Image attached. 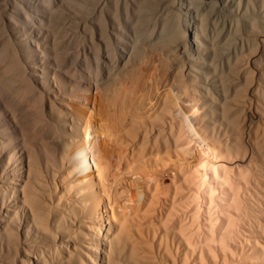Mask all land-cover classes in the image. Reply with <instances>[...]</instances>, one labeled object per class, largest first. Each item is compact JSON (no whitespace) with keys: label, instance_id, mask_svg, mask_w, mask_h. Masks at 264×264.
I'll list each match as a JSON object with an SVG mask.
<instances>
[{"label":"bare ground","instance_id":"1","mask_svg":"<svg viewBox=\"0 0 264 264\" xmlns=\"http://www.w3.org/2000/svg\"><path fill=\"white\" fill-rule=\"evenodd\" d=\"M154 60L165 68V83L145 93L136 73ZM93 77L115 84L113 98L120 101L131 97L121 81H132V117L120 110L113 121L132 129L125 170L131 180L172 172L185 187L182 197H202V235L196 241L180 228L177 264L186 253L204 254L208 264L220 255H230L228 264H264V224H258L264 220V0H0V264H15L10 254L18 233L33 249L31 264H69L73 209L84 207L81 197L68 200L74 189L93 195L84 200L90 220L84 237L104 247L97 255L103 264L121 256L147 262L130 239L128 218L116 212L115 181L92 163L88 129L78 125L65 166L61 158L67 181L44 149L56 147L55 104L83 100L62 80L82 81L88 93ZM37 145L43 150L33 154ZM244 193L258 215L252 223L242 214ZM190 203L180 205H198ZM234 217L251 235L237 231L247 244L240 250L232 248Z\"/></svg>","mask_w":264,"mask_h":264},{"label":"rangeland","instance_id":"2","mask_svg":"<svg viewBox=\"0 0 264 264\" xmlns=\"http://www.w3.org/2000/svg\"><path fill=\"white\" fill-rule=\"evenodd\" d=\"M218 4H220V7H224L222 6L223 2L220 1L218 2ZM154 61L155 62H153V64L151 63V67H143L144 69L139 68L141 69L138 70L139 74L136 73V77L138 80L137 86L142 87L144 85L146 87V92L144 90L142 93H147L148 90H150L148 91V93H150L154 90L155 87L163 85L160 82L165 83V68L161 65V63L156 62V60ZM148 77L150 78L148 79ZM151 78L152 82L150 80ZM62 81L65 85L70 86V89H67V92L73 91L76 95L79 94V96H82L83 100L79 102L75 98L66 99L65 107L61 104H55L57 112L55 116H53L54 130L51 131V135L54 137L56 147L48 144L44 149H48L50 151L49 154L55 161V164L61 168V158L66 159L63 163V165L65 166L66 162H68L67 157L71 154L74 142L78 138L79 130H76L78 125L81 124L80 128L82 127L88 129L89 135L92 140L89 148L90 151H92L95 155V161H92V163L93 165H95V163L100 164L102 168H104L106 176L110 180L115 181L112 184L114 186V189L116 190V198L120 204V207L116 208V212H122V214L128 218H126L129 225L128 228L130 229H128V233L130 237L132 235L130 239L135 243L134 245H136L137 251L144 257V260H147L146 264H177L178 261L183 258V250L180 240V228L184 229V231L190 234L194 240L196 239V241H198L202 235L201 226L203 224V216L197 211V208L200 209L202 197L194 196L190 199L188 198L189 200L182 197L181 195H183V193L185 192V187L183 185L179 186V184L176 182L175 174L172 172L153 178H147L146 180H141V182H139L138 179V181L135 179L131 180L130 173L128 171H125L127 170L129 162L132 160V129H130V131L128 130V132H126L127 130L124 129L126 132L125 133L124 130L122 131L120 127L119 129L113 121L115 115L120 110L123 111L124 115L127 114V118L132 117V81H130L129 79H126L123 82L121 81V84L123 86L121 88L126 87V93L131 95V97H129L127 100L125 99V101L123 99L120 101L117 98H113L115 84L111 83L110 80L107 79L97 80L95 79V77L90 79V91L88 93L83 92L82 89L86 87V85L82 81L70 83H65V80ZM144 81L147 82L145 84L148 85H145ZM140 84L142 86H140ZM149 84H152V86H154L150 87ZM129 112L131 113L129 114ZM57 116H60L62 119L60 124H56ZM252 120V125L255 126L257 123L255 122V119ZM143 121V124L149 122L146 119H144ZM59 122L60 121H58V123ZM32 135L40 136L36 131H33ZM42 150L43 148L38 147V145L35 148L34 146H32L33 154H39ZM64 170L66 173L64 172ZM64 170L61 168V172H63L62 177H64L65 181H67L69 179V174L67 173L69 171V168H66ZM125 172L128 180H126L127 178L122 180V176L125 175ZM153 181L156 185H153ZM147 184L149 186L151 185V187L148 188ZM175 185L176 188L173 190V186L175 187ZM75 191L76 189L71 191L73 195H68V200H73L77 196L78 198L81 197L82 203H84V207L82 208L78 203V205H76V207L73 209L76 210L72 213L73 215L71 221L73 229L67 236L69 245H72V247H69V252L73 254L72 258L69 260V264H103V262L101 261V256L97 257V255L104 254V247L99 243L97 244L88 242L87 237H84V235H87L89 232V229H87L86 227L90 225V220H88L89 214L88 216H86L87 214H85L86 212H88V209L85 208L86 205L84 200H93V195L90 194L89 196H82L78 195L79 192L75 193ZM243 197L244 198H242V200L244 202V210H242V214L247 212L250 223H252L251 220H255V218L253 217H257L258 215H256V213L251 210L252 201L249 199L248 194L246 195V193H244ZM255 198L257 197L255 196ZM245 199L247 200L245 201ZM182 202H184L185 204L190 203L191 205H198L197 207L195 206L191 208L189 206L188 209V207L186 208L180 205ZM89 206L91 207V205ZM68 208L70 209V206ZM194 212H196V214ZM217 213L218 209L216 207L213 210V216L215 217ZM236 219L237 218L234 217V219L230 223V228L232 227V229H235L233 230V232L239 231L240 233L239 234L237 232L235 235L237 236V234H239L240 237L251 238V235H249L248 233V229L246 226L247 224ZM258 219V224L263 225L264 220L260 218ZM233 221H235V224ZM188 230H191V232ZM192 231L195 234H192ZM242 231L245 233L242 234ZM198 232L200 233L197 234ZM82 237L84 238V240H86L87 243H91L87 244L90 249H85V245L80 241ZM18 238L19 241L17 249L13 250V252L11 251L10 255H12L13 257L11 256L12 258H10V260L15 264H19V261H21L22 264H31L30 259L33 255V249L31 246L21 242V233H18ZM237 239L239 240L237 241ZM237 239L236 241H234L236 242L235 245H232L233 249H235L236 247V249L240 250L241 247H247V244L241 241L242 239H240L239 237ZM56 240L58 241V243H60L59 237H57ZM95 246H99V253L94 252V250L97 249ZM233 256L236 257L235 255ZM199 259L200 261H202V263L206 262L208 264V259L204 254H202L201 258L197 254H194L193 256L190 253L185 254L182 264H199ZM229 260H233L231 259L230 255H227L226 258H223V256L220 255L218 260H216V264H228ZM114 264L130 263L126 261L123 256H121L114 261Z\"/></svg>","mask_w":264,"mask_h":264}]
</instances>
